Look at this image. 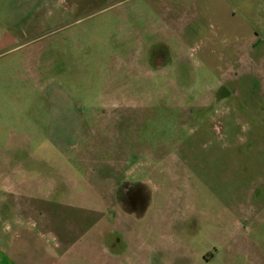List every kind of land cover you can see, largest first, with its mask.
I'll use <instances>...</instances> for the list:
<instances>
[{
    "label": "rangeland",
    "instance_id": "374dc122",
    "mask_svg": "<svg viewBox=\"0 0 264 264\" xmlns=\"http://www.w3.org/2000/svg\"><path fill=\"white\" fill-rule=\"evenodd\" d=\"M21 2L39 74L29 120L0 121L1 151L28 136L25 169L0 170V264L37 259L27 221L49 246L106 236L109 264H264V0ZM126 181L151 191L133 221Z\"/></svg>",
    "mask_w": 264,
    "mask_h": 264
},
{
    "label": "crops",
    "instance_id": "0c3cea01",
    "mask_svg": "<svg viewBox=\"0 0 264 264\" xmlns=\"http://www.w3.org/2000/svg\"><path fill=\"white\" fill-rule=\"evenodd\" d=\"M19 0L18 4L13 5L10 0L0 2V121H11L13 111L10 107L19 106L17 108V120L19 122H27L29 114L27 108L28 103L23 100V90L28 88L27 79L29 71L32 76L38 69L35 67V54L25 51L27 47V29L26 21L22 14L14 16L13 10H22L23 3ZM31 58V65H30ZM33 62V63H32ZM43 90V89H42ZM9 107V109H8ZM37 120V119H36ZM16 140L14 144L8 146L5 150H0V170L5 171H23L25 163L22 160V148L28 140L27 132L16 129ZM24 144V145H23ZM8 175V174H6ZM3 180L4 185H20L22 178L10 174ZM15 176V177H14ZM123 213V212H122ZM129 221H133V215L123 213ZM144 217V216H143ZM128 221V220H127ZM38 228L37 235H33L34 227ZM44 229L38 224L26 223L20 224V239L26 240L27 251H31L37 255V259L22 258L21 261H37L36 264H60V261H88V264H109L110 260L105 247L106 236H100L99 243L89 242L84 252L79 251L78 245L74 243L59 244L49 246L44 241ZM133 245L138 252L144 250L143 244H147L145 237L141 232H134ZM96 242V244H95ZM92 245V246H91ZM151 248V245L147 246ZM135 250V249H134ZM28 256V255H27ZM116 259V258H115ZM46 261V262H45ZM116 264V263H114Z\"/></svg>",
    "mask_w": 264,
    "mask_h": 264
},
{
    "label": "flooded vegetation",
    "instance_id": "af4514ba",
    "mask_svg": "<svg viewBox=\"0 0 264 264\" xmlns=\"http://www.w3.org/2000/svg\"><path fill=\"white\" fill-rule=\"evenodd\" d=\"M153 50L151 51V60L152 58H156L155 64H160V68L164 67L166 62V49ZM120 200L122 201L121 207L123 213L141 217L148 211L151 205V191L144 183L139 181H126Z\"/></svg>",
    "mask_w": 264,
    "mask_h": 264
}]
</instances>
